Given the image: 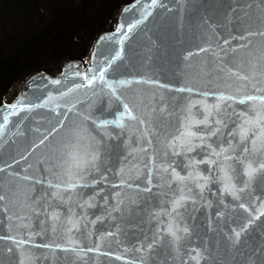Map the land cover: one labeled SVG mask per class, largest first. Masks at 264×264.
Masks as SVG:
<instances>
[{"label": "snow or ice", "instance_id": "snow-or-ice-1", "mask_svg": "<svg viewBox=\"0 0 264 264\" xmlns=\"http://www.w3.org/2000/svg\"><path fill=\"white\" fill-rule=\"evenodd\" d=\"M258 3L264 5V0H258ZM157 4L158 0H151L149 5H145L140 13V19L134 24H129L124 35L127 36L139 24L147 20L151 15L149 9ZM128 10L126 8L125 12ZM243 16L244 18L241 19L240 16L234 14V23L232 21L230 23H233L234 31L239 33V39L244 43L213 52L216 62L211 67L202 66L199 73V78L207 80L203 89L188 85L174 88L167 83L143 79L110 80L107 78L108 70L112 68L115 61L122 58V50L111 56L105 67L98 73L95 68L89 69L91 75L76 71L74 75L82 77V82L69 88L67 93H61V96H66L78 89H91L92 96L97 97V100L89 104L85 111H78L76 104L67 107V112H75L80 117V124L72 131V139L68 142L60 141L53 144L50 147L51 155L47 159L41 158L38 161V167L44 165L42 169L44 178L34 179L26 175L20 177L19 173L8 172L12 165L0 167V173L30 182L26 186H21L9 180L5 185L4 179L0 178V208L8 213L6 219L9 233L0 235V242H11V246L0 248V257L5 251L9 254L15 253V264H31L33 261L32 248L42 247L52 251L62 249L77 254L84 253L83 248L76 246L69 249L58 243H34L37 236L47 232L55 235L58 230H61L60 213L48 211L51 201L55 200L60 205L68 204L64 217L67 226L63 227V233L69 237V242H72L73 229L80 231V221L76 218L78 214L74 211L73 205L81 210L95 207V199L104 191L103 185L107 182L108 173L123 176L126 168L129 175L133 171L139 175L146 169V186L140 188L138 184L120 179L119 184H111L113 189H122L126 186L130 189L135 188L138 192L152 193L155 176L157 179L155 186L168 190L167 193L162 194L165 196L171 194L170 198L165 199L159 206V210L150 213L152 218L157 220L156 232L146 246L135 247V251L142 253L138 264H146V257L143 253H148L147 259H151L152 250L158 244L160 248L157 251L166 253L164 264H167L168 256L172 257L173 264L177 261L179 264H201V261L205 264H215L216 257H212L207 248L201 251L199 247L190 248L187 243L182 245L181 242L189 238L190 229L186 223L182 227L177 223L178 220H184L189 206H195L198 201L205 202V193L211 191L210 185H219L217 191L221 196L218 203L222 204L225 209H228L230 205L225 203L224 197L230 196L233 202H238L236 207L247 213V216L240 221L241 226L238 229H230L234 238L233 235L228 236V240L232 241L233 245L239 244L242 233H247L250 225L264 217V49L257 56L256 52L250 48L252 41L249 39L252 36L264 37V13L255 18L257 24L255 29L252 27L253 18L250 13L246 12ZM123 29L124 25L121 24L117 32ZM235 38L232 37V39ZM101 39L111 40L112 37ZM123 42L122 38L120 43L123 44ZM223 44L230 45V40L224 39ZM242 49L246 51L238 57L236 54ZM199 51H211V49L201 48ZM191 56L192 53L189 52L185 59ZM93 58L95 59V54ZM242 68H247V71H241ZM97 82H99L98 89ZM134 82L157 84L169 91L188 94L182 97L184 103L179 108L178 125L173 134L165 133L162 138H159L161 129L154 125L153 114L157 111L165 113L169 108L163 97L158 107L153 102V106L146 112L148 119H145L143 115H137L133 106H130L118 94L119 88ZM52 83L60 84L61 81L54 80ZM101 93L104 95L102 96ZM104 96L108 97L106 102ZM194 96H198L199 99ZM52 100L53 97L49 96L42 104L26 107L28 111H31L33 107H46ZM21 104L22 101H18L5 106L8 111L3 116V123H0V139L9 123V115L15 114ZM101 104L104 105L101 110H108L114 116L113 119H101L94 115L95 109ZM237 104L244 105V109L238 111L235 107ZM56 107L59 108L60 105ZM55 110V108L52 109V111ZM66 119L67 114L65 113L64 119L58 122V126H54L51 131L44 134L34 148L44 145L49 141V137L65 127ZM127 121L137 122L140 128L133 131ZM88 122H91L93 127L89 128ZM229 124L232 125L231 128L228 127ZM112 129L119 131L114 132ZM36 131L40 130L36 129ZM125 132H128L129 152L123 156L122 162L117 161L120 166L113 168L106 145L112 138H119ZM133 136L136 147H132ZM153 137L159 138L156 142L160 145L159 151H157ZM137 153L147 154L146 162L132 163L137 160ZM27 158V155L21 156L22 160H27ZM201 165L204 167L201 168ZM31 167L32 165L29 164L28 168ZM48 176L53 178H47ZM97 184L101 185L99 190L96 189ZM35 185H40V189L37 190ZM85 189L90 192L86 199L82 191ZM110 195L115 199V204L106 209L107 214L111 216L112 212L122 213L124 210L122 206L125 203L122 192L115 191ZM73 196L76 197L75 201H73ZM152 198L156 199L155 196ZM101 199L107 206L109 196H102ZM245 200L259 201L255 214L250 210L249 204L244 202ZM135 203L136 200L129 198V207ZM8 204L12 207L19 206L20 213L9 212L6 206ZM216 215L217 217L224 216L226 212L217 211ZM161 216L168 217L169 222L166 227L160 226ZM99 219L101 218L97 217V220ZM33 222H35V227H33ZM90 223L95 224L96 221ZM236 223L237 220H233V224ZM260 227L264 229V222ZM117 231H119L118 228ZM107 235L112 236L114 233L109 232ZM260 235L264 237V230ZM100 239L103 240L104 236ZM164 241H167V247L164 246ZM246 244L247 236H245ZM26 245L30 247H25ZM202 245L203 241H201ZM259 248L261 250L260 264H264V238L260 239ZM98 249L99 245L96 250ZM87 251L91 252L93 249L88 248ZM240 251L241 249L237 248V252ZM172 253L175 255L172 256ZM12 261L13 256L10 255L9 264H12ZM0 264H5L3 259H0ZM128 264H137V262L128 261Z\"/></svg>", "mask_w": 264, "mask_h": 264}, {"label": "water", "instance_id": "water-1", "mask_svg": "<svg viewBox=\"0 0 264 264\" xmlns=\"http://www.w3.org/2000/svg\"><path fill=\"white\" fill-rule=\"evenodd\" d=\"M150 3L151 0H139V2L130 0L123 3L117 12L114 27L99 31L94 38L86 66H83L78 58H65L60 60L59 70H33L22 79L9 101L0 102V123H3V116L8 111L5 106L22 101L17 112L9 115V123L4 129L2 139H0V144H2L0 167L12 165L8 172L19 173L20 177L26 175L34 179L44 178L42 176L44 165L38 167V161L41 158L47 159L51 155L50 147L53 144L60 141L68 142L72 139V131L80 124V117L75 112H67V107L76 104L78 111H85L89 104H93L97 100V97L92 96L91 89H78L66 96H61V93H67L69 88L82 82V77L74 75L76 71L91 75L89 69L95 68L98 73L105 67L111 56L122 50V58L115 61L112 68L108 70L107 78L110 80L135 81L143 79L167 83L174 88L188 85L203 89L207 80L199 78V73L202 66L211 67L216 62L213 52L244 43L239 39V33L233 29L234 14L243 19L244 13H250L253 18L252 27L255 29L257 27L255 18L264 13V5H260L258 0H158V4L149 9L151 15L148 19L125 36L127 26L140 19V13L144 10V6ZM126 8L129 9L127 12H125ZM121 24L124 25V29L117 32V28ZM109 36L112 37L111 40L101 39ZM232 37L236 38L232 39ZM122 38L123 44L120 43ZM224 39H229L230 45H224ZM249 39L252 41L250 48L259 56L260 51L264 49V37L252 36ZM201 48H210L211 51L201 52L199 51ZM245 51L242 49L236 55L242 56ZM189 52L192 53V56L185 59ZM94 54L95 59L93 58ZM241 71L246 72L247 68H242ZM54 80H60L61 83L53 84ZM98 88L99 82H97ZM118 94L130 106H133L137 115H143L145 119H148L146 112L153 106V102L158 107L161 97H163V100L169 105L168 111L165 113L157 111L153 114L154 125L161 129L159 138H162L165 133L173 134L176 131L179 108L184 103L182 97L188 95L187 93L169 91L157 84L135 82L119 88ZM101 95L103 96L104 93ZM49 96L53 97V100L46 107H33L31 111L27 110L26 106L42 104ZM194 98L199 99L198 96H194ZM107 99L108 97L104 96L105 102ZM209 99L212 100L211 97ZM56 105H60V107L57 108ZM103 107V104L99 105L95 109L94 115L101 119H113L114 116L108 110H101ZM235 107L238 111L244 109V105L237 104ZM53 108L56 110L52 111ZM65 113L67 114V119L64 121L65 127L60 128L57 133L49 137V141L44 145L34 148V145L39 143V139L44 134L51 131L54 126H58V122L64 119ZM127 123L133 131L140 128L137 122L127 121ZM88 127H93L91 122H88ZM228 127L231 128L232 125L229 124ZM36 129L40 131L37 132ZM112 130L119 131L118 129ZM127 136L128 132H125L123 136L112 138L107 142L106 148L113 168H118L120 165L117 161L122 162L123 156L129 152ZM159 138L153 137L157 151L160 149V145L156 143ZM136 146L133 136L132 147ZM28 153L31 154L28 155ZM23 155L28 156L27 160L21 159ZM136 155V161H132V158L129 157L132 163L146 162L147 154L137 153ZM157 159L159 160L160 157L158 156ZM14 161H18V163H14ZM29 164L32 165L31 168H28ZM203 167L201 165V168ZM145 175L146 169L139 175L135 171L129 175L127 168L123 176L110 172L107 182L103 185L104 191L95 199V207L81 210L73 205L74 211L78 214L76 218L80 221V231L73 229L72 242H69V237L63 233V227L67 226L64 217L68 204L60 205L57 201L52 200L48 211L60 213L61 230H58L55 235L47 232L37 236L34 243H58L69 249L76 246L83 248L84 253L77 254L62 249L52 251L42 247L32 248L33 261L31 264H128V261H136L138 264L142 253L135 251V247L146 246L156 232L157 220L152 218L150 213L159 210V206L165 199L170 198L171 194L169 193L168 196L162 194L167 193L168 190L155 186L157 184L155 176L153 177L152 193L138 192L135 188L130 189L126 186L122 189H113L111 184H119L120 179H125L129 183L138 184L140 188H144L146 186ZM0 178L4 179L5 185L9 180L21 186L30 183L16 176L9 177L6 173H0ZM47 178L53 177L48 176ZM35 187L39 190L41 186L35 185ZM100 187V184L96 185L97 190ZM218 187L219 185H210L211 191L205 193V202L198 201L195 206H189L184 220L177 221L181 227L186 223L190 229L189 238L182 241V245L187 243L190 248L199 247L201 251L207 248L211 256L216 257L215 264H260L259 241L264 238L260 235L264 230L260 226L264 222V217L250 225L248 232L242 233L240 243L233 245V242L228 240L229 235H233L234 238L230 229H238L241 226L240 221L247 216V213L237 208L238 202H233L230 196L224 197L225 203L230 205L228 209L219 204L221 194L217 191ZM82 191L86 199L90 192L87 189ZM115 191L122 192L125 202L122 206L124 210L122 213L112 212L109 216L106 209L115 204V199L110 195ZM105 195L109 196L107 206L101 199ZM153 196L156 197L155 200L152 198ZM129 198L136 200V203L131 207L128 206ZM75 200L76 197L73 196V201ZM244 202L249 204L250 210L255 214L259 201L245 200ZM6 206L11 213L19 214L21 211L19 206L12 207L10 204ZM217 211L226 212V215L217 217ZM7 214L3 208H0V235L9 234ZM97 217L101 219L97 220ZM159 219L162 222L160 226L166 227L169 222L168 217L161 216ZM94 220L95 224L90 223ZM233 220H237V223L233 224ZM33 227H35V222H33ZM109 232L114 235H107ZM181 235L183 234L181 233ZM101 236H104L103 240L100 239ZM245 236H247L246 245ZM201 241H203L202 246ZM163 243L167 247V241ZM97 245H99L98 250H96ZM8 246H11V242H0V248ZM25 247L30 246L26 245ZM88 248H92L93 251L88 252ZM159 248L158 244L152 250L151 259H147L148 253H143L146 257V264H164L166 253L158 252ZM237 248L241 251L237 252ZM10 255L13 256L12 264H15V253L9 254L5 251L0 259H3L5 264H9ZM174 255L175 253H172V256ZM117 257L120 258L117 259ZM167 264H173L171 256L167 257ZM176 264H179V261ZM201 264H205V262L201 261Z\"/></svg>", "mask_w": 264, "mask_h": 264}, {"label": "trees", "instance_id": "trees-1", "mask_svg": "<svg viewBox=\"0 0 264 264\" xmlns=\"http://www.w3.org/2000/svg\"><path fill=\"white\" fill-rule=\"evenodd\" d=\"M127 1L0 0V102L29 72L50 61L83 58Z\"/></svg>", "mask_w": 264, "mask_h": 264}, {"label": "rangeland", "instance_id": "rangeland-1", "mask_svg": "<svg viewBox=\"0 0 264 264\" xmlns=\"http://www.w3.org/2000/svg\"><path fill=\"white\" fill-rule=\"evenodd\" d=\"M130 1V0H129ZM128 2V1H127ZM126 3V2H125ZM121 7V6H120ZM119 7V8H120ZM119 8L116 10V12L114 13V15L112 16L113 17V26L112 27H110V28H108V29H111V28H113L114 27V25H115V21H116V15H117V12H118V10H119ZM6 29L8 30L10 27H11V23H8L6 26ZM108 29H103V30H108ZM102 31V30H101ZM96 37V36H95ZM94 37V38H95ZM94 40V39H93ZM93 42V41H92ZM91 45H92V43L90 44V47H91ZM90 47H89V49H88V51H87V53L85 54V56L83 57V58H78V59H80L81 60V62H82V65L83 66H86L87 65V63H88V59H89V51H90ZM62 59H65V58H62ZM61 59V60H62ZM59 62H60V60H58V61H50L49 63H47V64H45L43 67H41L40 69H42V70H46V71H50V70H59L60 69V67H59ZM22 81V79L21 80H18L16 83H14L6 92H4V94L2 95V97H1V102H7V101H9L11 98H12V96L15 94V92H16V89H17V87H18V85L20 84V82Z\"/></svg>", "mask_w": 264, "mask_h": 264}]
</instances>
